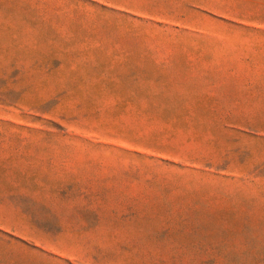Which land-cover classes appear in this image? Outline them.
I'll return each instance as SVG.
<instances>
[{
	"label": "rangeland",
	"instance_id": "obj_1",
	"mask_svg": "<svg viewBox=\"0 0 264 264\" xmlns=\"http://www.w3.org/2000/svg\"><path fill=\"white\" fill-rule=\"evenodd\" d=\"M0 264H264V0H0Z\"/></svg>",
	"mask_w": 264,
	"mask_h": 264
}]
</instances>
